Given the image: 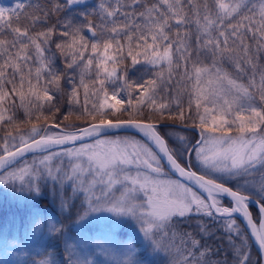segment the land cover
I'll use <instances>...</instances> for the list:
<instances>
[{
    "label": "snow or ice",
    "instance_id": "1",
    "mask_svg": "<svg viewBox=\"0 0 264 264\" xmlns=\"http://www.w3.org/2000/svg\"><path fill=\"white\" fill-rule=\"evenodd\" d=\"M85 2L86 0H66L69 6ZM131 2L133 7L141 4V0ZM26 7L23 2L16 3L13 8L0 7V27H3V22L7 18L8 27L12 28V17L15 16L19 20ZM56 7H60L58 0ZM180 7L178 2L174 3L172 0H160V4L154 2L150 5L142 4L143 10L138 15L147 22L145 27L141 29L135 25L134 28H130L124 24L123 33L118 31L117 27H113L111 29L113 35L102 42L103 52L99 51L101 41L93 39L97 33L91 24L87 28L91 33L89 39H85L86 33L81 27L73 29L71 24L66 25L67 30L61 31L60 35L71 37V43L67 41L57 43L56 48L62 53L66 47L72 53H79V56L73 54L70 60H65L67 68L83 67L79 84L72 78L65 81L71 85L68 95L70 108L65 119L73 114L74 109L71 106L76 100L79 88L83 87L87 93L88 84L85 82L83 71L94 65L96 75L94 83H98L100 87L93 90L95 99L92 101V108H85L93 122L73 131L65 130L69 125L53 123L51 127L59 128L60 131L52 134L34 125L31 135L27 138L21 137L19 144L14 143L9 147L5 143L2 151L8 153L10 160L14 161L16 156H23L26 152H48L55 146L81 142L78 148H65L63 153L53 152L51 155L43 156L40 165L46 167V173L41 172L38 167L33 172L25 166L19 172H5L0 175V184H8L10 180L23 182L25 176L29 174L37 182L30 183L29 188L37 194L38 181L45 174L53 181L61 183L71 181L78 184L91 210H104L117 216L132 217L139 224L144 238L151 242L154 249L169 255L170 264H210L208 258L210 249L205 241L214 235L210 232V223L213 226L219 224L230 241L233 264H251V253L248 251L250 238H254L259 250L264 253V73L261 74L260 103L257 104L248 88L238 84L233 77L217 66L216 87L203 96L189 91V110L193 99L196 101L199 124L194 121L192 126L200 130L198 138L188 141L180 135L179 146L170 147L160 124L164 121L165 115L173 121L176 116L171 101L157 99L158 85L162 82V73L157 69H162L165 61L171 65L172 44L169 31L173 18L177 25L184 22L177 11ZM241 7L239 4L233 7L219 3L218 8L222 14L218 18L223 22L233 13L238 14ZM104 11L109 17L114 15L112 11L107 9ZM259 16L262 21L261 32L264 33V3L260 5ZM12 31L15 35L11 40V46L4 48V53L10 59H5L3 65H0V102H10L5 105V110L9 114L6 116L5 112H0V121L7 119L9 122L13 120L11 110L16 106V77L19 76L23 87L24 67L29 69L28 87L35 96L36 103L33 106L37 109L45 106L49 109L56 107L51 103L54 95L49 85L61 91L63 86L60 81L63 76H67V73L57 75L53 60L44 59V49L41 43H38L40 39H43L45 44L48 43L54 33L53 29L40 32L36 36L30 35L26 28L15 27ZM122 35L127 37V56L124 55V48L120 43ZM220 35L225 36V32L221 30ZM89 40H93L92 55L85 57L80 48H86ZM78 41L80 47H74ZM7 44L8 41L0 39V46ZM30 44L35 47V60L39 64L36 68L35 84L32 83V66L29 64V61L34 59L33 54L28 51ZM114 44L119 59L108 55ZM17 45L19 48L13 53L12 49H16ZM128 59L131 60L133 68L142 63L152 65L153 77L145 79L142 73L136 80L130 81L127 67L120 69L123 73L121 75L117 72V65L125 63ZM12 60L16 62L12 63ZM109 61L113 63L111 70L108 67ZM8 68L12 69L10 74L7 73ZM236 69L237 72L243 71L239 64H236ZM136 71L140 69L136 68ZM195 71L199 85L201 74H208L211 70L197 67ZM45 72L47 78L43 77ZM42 78L45 79L43 85L40 84ZM225 80L230 87L223 86ZM9 84L11 92L7 89ZM108 84L113 85L111 90L108 89ZM252 86L254 85L249 87ZM19 95L23 107L25 97L22 91ZM85 99L87 101V95ZM202 107L203 113L200 112ZM177 108L181 110L179 118L183 120V104L178 103ZM57 111L60 109L57 108ZM121 131L131 132L132 135L109 138L110 133ZM101 136L105 138L101 139ZM88 139H94L95 142H85ZM61 155L70 158V171H63L60 167L53 171L50 166L49 162L53 157ZM9 162L0 159V169ZM257 168L261 173L258 185L247 179ZM170 173L175 174L178 179H173ZM117 185L123 188L119 197L113 194ZM138 193H143L145 197L139 204L134 203ZM252 208L257 210L255 220L250 211ZM193 215L207 220L197 219L193 231L182 234V238L186 237V248L179 254H172L166 243L169 230L182 224L191 226L190 218ZM241 224L245 225L243 229ZM157 236L160 239H157ZM213 255L218 256L219 251ZM212 264H219V261ZM224 264H228L227 259Z\"/></svg>",
    "mask_w": 264,
    "mask_h": 264
},
{
    "label": "trees",
    "instance_id": "2",
    "mask_svg": "<svg viewBox=\"0 0 264 264\" xmlns=\"http://www.w3.org/2000/svg\"><path fill=\"white\" fill-rule=\"evenodd\" d=\"M58 2L60 4L59 8L56 7L57 0H32L31 3L28 2L25 4L27 7L23 14L20 15L19 20H17L15 16L12 17V28H26L29 34L33 36H36L40 32H47L49 29L54 30L48 43L45 44L43 39L38 40V43H41L44 49V59L51 58L53 60L57 75L67 73V76H63L60 81L63 86L61 91H57L54 86L49 85L54 95V100L51 103L56 105V107L49 109L45 106L42 109H37L33 106L36 103L35 96L28 87L29 69L24 67L25 80L23 87H21L19 76L16 77V106L10 113L13 116V120L11 122L7 119L0 121V153L5 143L11 147L17 138H25L26 135L30 136L34 125L37 128L46 130L52 128L51 125L53 123L57 125L63 124L69 125V127L66 128V130H69L92 121V117L87 115L85 108H92V101L95 99L93 90L100 87L98 83H94L96 79L94 65L83 71L85 82L88 84L87 93L83 87L79 88L76 100L71 106L74 109L73 114L68 119H65L70 108L68 104V95L69 89L71 88V85L66 84L65 81L72 78L79 84L83 67H74L73 69L67 68L65 60H70L73 54L79 56V53H72L67 47L62 53L56 48L57 43L65 41L71 43V37L60 35L61 31L67 30L65 27L66 25L71 24L73 29L81 27L84 32L86 25L91 24L97 33V36L93 39L101 41L99 51L103 52L102 42L104 39L113 35L111 32L113 27H117L118 31H121V33L125 31L123 28L124 24H127L130 28H134L135 25H138L142 29L147 23L138 15V13L143 10L142 4L150 5L153 2L160 4V0H141V4H137L133 7L131 0H93L94 3L72 7L66 4V0H58ZM172 2H178L181 6L177 11L180 13V18L184 22L177 25L175 23V18L171 20L169 36L172 44V48L170 49L172 62L169 66V63L165 61L162 69H157L162 73V82L159 83L157 89V99L171 101V107L176 116V119L173 121L169 120L167 115H165L163 122L193 125L194 121L198 124L196 103L193 99L191 110H189L188 102L189 91H192V74L195 67L217 62L222 65L229 74L242 80L256 76V74L264 73V33L261 32L262 21L259 16V8L260 5L264 3V0H172ZM219 3H225L233 7L239 4L242 5V7L238 14L233 13L221 22L218 18L222 14L218 8ZM243 5H246V7H243ZM160 6L163 7V5ZM104 9L112 11L114 15L109 17ZM125 13H127V15H125ZM8 23L7 20L3 24V27H0V39L8 41L7 45L0 46V65H3L5 59H10V57L4 53V48L11 46V40L15 35L12 28L8 27ZM233 29H235V31ZM221 30L225 32V36L220 35ZM85 39L89 38L85 36ZM150 39L149 37V42ZM91 42H93V40H89L86 48H80V51L84 53L85 57L92 55ZM140 42L143 43L142 40ZM217 42H219V47H217ZM120 43L124 48V55L127 56V37L122 35ZM74 47L79 48L80 42L78 41L77 45ZM18 48L19 45H17L16 49H12L13 53H15ZM133 48H135V41H133ZM28 51H30L34 57L33 60L29 61V64L32 66V83L35 84V73L39 64H37L35 60V47L30 44ZM140 51L142 52L143 49H140ZM108 55L114 56L116 59L120 58L119 53L116 51L115 44L112 49H109ZM15 62V60H12V63ZM84 63H86V59ZM236 64L241 65L243 71L237 72ZM112 66V61H109V70H111ZM124 67L128 69V79L130 81L136 80L142 73L145 79L153 77V66L150 64L142 63L133 68L131 60L128 59L125 63L117 65V72L123 75L120 69ZM136 68H139L140 71H136ZM11 72L12 69L8 68L7 73L10 74ZM185 73H187V75H185ZM43 77L47 78L46 72L43 73ZM44 78L40 80L41 85L45 83ZM112 87V84H108L109 90H111ZM7 89L10 92L12 91L11 84L7 85ZM20 91L23 92L25 97L23 107H21ZM86 95L88 96L87 101L85 99ZM178 103L183 104V120L179 118L181 110L177 108ZM6 104H10V102H0V112H5L7 116L9 113L5 110ZM57 108H59L60 111H57ZM189 134L193 135V133ZM193 136L191 140H194ZM169 144L171 147L179 146L175 145L171 140H169ZM27 160L28 159H23L9 172H19V168L22 167ZM11 181L17 182V180ZM9 212L11 211H5L0 208V224L5 222V220H10L11 214H9ZM197 219L207 220V218L199 217L193 218V221L196 222ZM194 228L195 224L187 228H180L179 234L184 242L186 241V237L182 238V234L191 232ZM210 232L214 233V235L205 241L210 249L208 254L210 264L215 261H219V264H224L225 259H227L228 264H233V250L229 247L230 241L228 236L224 233L219 224L213 226L210 223ZM217 251H219V255H213ZM249 251L251 254H255L252 248H250ZM251 264H259L258 259H255Z\"/></svg>",
    "mask_w": 264,
    "mask_h": 264
},
{
    "label": "rangeland",
    "instance_id": "3",
    "mask_svg": "<svg viewBox=\"0 0 264 264\" xmlns=\"http://www.w3.org/2000/svg\"><path fill=\"white\" fill-rule=\"evenodd\" d=\"M0 1L8 2V6H15L13 0ZM91 1L86 0L83 4L72 5H84ZM217 66L216 64L206 66L211 71L208 74H201L199 85H197L195 71V86L191 89L196 95L203 96L210 89L217 86L215 77ZM236 82L248 88L241 81L236 80ZM250 85L254 86L248 88V90L254 96L256 103L259 104L261 78L254 79ZM223 86L230 87L226 80ZM200 110L203 113V107ZM46 131L52 134L59 132L60 129L50 128ZM215 135L220 134L215 133ZM115 136H125V134L109 136V138ZM27 137L29 135H26L25 138ZM104 138L101 137V139ZM20 139L21 137L17 138L14 143L19 144ZM94 142L95 140L90 143ZM78 147L76 146V148ZM53 152L63 153L64 150ZM53 152L28 159L19 170L28 166L34 172L38 167L41 172L46 173L47 169L45 166L40 165V161L43 156L51 155ZM49 164L53 171L57 167H60L63 171H70V158L67 156H54ZM88 179L90 180L91 177H88ZM247 179L258 185L261 180L259 169H254L253 175L247 177ZM30 183H37L33 180L31 174L26 175L23 182L21 180H17V182L10 180L9 186L0 184L1 206L11 210L23 208L28 211L25 212L27 222L23 221L22 226L14 228L15 231L9 240L8 238H0V264H170L169 255L166 252L154 249L151 242L144 238L139 224L132 217L117 216L104 210H91L84 193L79 190L78 184L71 181H63L62 183L53 181L45 174L38 181L39 193L37 194L36 191L30 190ZM47 183L49 186H46ZM48 190H55L56 192L64 190L68 195L74 196L77 193L82 197L81 206L84 212L80 215L77 224L70 221L74 225V227H71L75 228V235L67 230L64 224L58 223L57 218L61 220L58 213L62 209L58 206L57 209L59 210L56 209L55 212L56 207L51 203V194ZM122 192L123 188L117 185L113 194L119 197ZM56 195L59 200L60 193H56ZM35 196L37 198L48 197L51 205L47 202L45 204L39 203L37 198H34ZM144 200L143 193H138L134 203L139 204ZM93 204H95V201H93ZM64 212L63 210L62 213ZM19 214H16V217ZM177 233H179L177 228L170 229L166 237V243L172 254H179L183 251V248H186L183 242L181 244L183 248L177 243L181 240L178 238ZM157 239H160V237L157 236ZM197 256H199V253H197Z\"/></svg>",
    "mask_w": 264,
    "mask_h": 264
},
{
    "label": "water",
    "instance_id": "4",
    "mask_svg": "<svg viewBox=\"0 0 264 264\" xmlns=\"http://www.w3.org/2000/svg\"><path fill=\"white\" fill-rule=\"evenodd\" d=\"M87 32H88V31H87ZM88 33H89V32H88ZM89 34L91 35V33H89ZM86 126H87V125H86ZM121 132H123V131H121ZM88 140H91V139H88ZM88 140H86V141H88ZM78 143H81V142H80V141H77L75 144H78ZM75 144H69V145H66V146H55V147H53L52 149L62 148V147H67V146H72V145H75ZM31 154H33V152H26L23 156H16V159H15L14 161H11V160H10V158H9V156H8V153L1 154V155H0V159L9 160L10 162H9V164L5 165L4 168L0 169V174H1L3 171L7 170L10 166H12V165H13L16 161H18L19 159H21V158H23V157H25V156H27V155H31ZM171 174H172V173H171ZM172 175L176 176L175 174H172ZM176 177H177V176H176ZM177 178H178V177H177ZM184 182L187 183V181H184ZM249 236H250V233H249ZM250 239H251L252 244H253V246L255 247V249H256V251H257V253H258V255H259L260 259H261L262 264H264V253H261V251H260L259 248H258V245L255 243L254 238H250Z\"/></svg>",
    "mask_w": 264,
    "mask_h": 264
},
{
    "label": "bare ground",
    "instance_id": "5",
    "mask_svg": "<svg viewBox=\"0 0 264 264\" xmlns=\"http://www.w3.org/2000/svg\"><path fill=\"white\" fill-rule=\"evenodd\" d=\"M169 126H173L174 125V123L173 122H166ZM199 131L200 130H198L196 133H193V135H195V136H193V135H190V134H186V135H183L188 141H194V140H191V138H192V136H193V139L194 138H198V136H199ZM165 134V133H164ZM111 136H114V135H120V133L119 132H113L112 134H110ZM180 135H176L175 136V141H173V143H175V145H179V142H178V137H179ZM67 203H69V204H71V202L70 201H67Z\"/></svg>",
    "mask_w": 264,
    "mask_h": 264
}]
</instances>
